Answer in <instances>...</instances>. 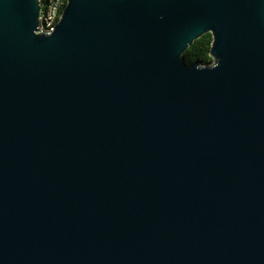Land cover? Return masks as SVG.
Instances as JSON below:
<instances>
[{
    "label": "water",
    "instance_id": "95a60500",
    "mask_svg": "<svg viewBox=\"0 0 264 264\" xmlns=\"http://www.w3.org/2000/svg\"><path fill=\"white\" fill-rule=\"evenodd\" d=\"M65 1L0 0V264H264V0Z\"/></svg>",
    "mask_w": 264,
    "mask_h": 264
},
{
    "label": "built area",
    "instance_id": "2783aa9c",
    "mask_svg": "<svg viewBox=\"0 0 264 264\" xmlns=\"http://www.w3.org/2000/svg\"><path fill=\"white\" fill-rule=\"evenodd\" d=\"M39 16L38 30L36 33L49 35L61 18L65 7V0H38Z\"/></svg>",
    "mask_w": 264,
    "mask_h": 264
},
{
    "label": "trees",
    "instance_id": "16d2710c",
    "mask_svg": "<svg viewBox=\"0 0 264 264\" xmlns=\"http://www.w3.org/2000/svg\"><path fill=\"white\" fill-rule=\"evenodd\" d=\"M211 42V34L203 35L196 40L183 54L185 63L190 65L197 61L201 65H208L211 61L209 56Z\"/></svg>",
    "mask_w": 264,
    "mask_h": 264
},
{
    "label": "rangeland",
    "instance_id": "374dc122",
    "mask_svg": "<svg viewBox=\"0 0 264 264\" xmlns=\"http://www.w3.org/2000/svg\"><path fill=\"white\" fill-rule=\"evenodd\" d=\"M210 63H211V61H210ZM210 63H209V64H210Z\"/></svg>",
    "mask_w": 264,
    "mask_h": 264
}]
</instances>
